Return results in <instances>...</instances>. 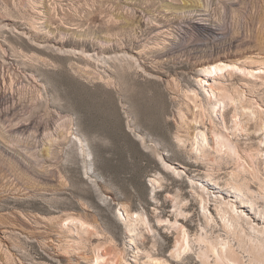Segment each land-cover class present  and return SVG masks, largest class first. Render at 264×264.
Wrapping results in <instances>:
<instances>
[{
    "label": "rangeland",
    "instance_id": "374dc122",
    "mask_svg": "<svg viewBox=\"0 0 264 264\" xmlns=\"http://www.w3.org/2000/svg\"><path fill=\"white\" fill-rule=\"evenodd\" d=\"M216 63L264 75V0H0V264H91L97 246L101 264L116 250L129 264H200L191 183L208 194V234L221 233L219 199L262 227L264 79L224 73L219 86L241 100L212 109L197 81ZM196 131L205 155L190 153ZM211 132L227 134L237 165ZM126 212L148 229L125 230ZM176 227L191 247L172 259Z\"/></svg>",
    "mask_w": 264,
    "mask_h": 264
},
{
    "label": "bare ground",
    "instance_id": "6f19581e",
    "mask_svg": "<svg viewBox=\"0 0 264 264\" xmlns=\"http://www.w3.org/2000/svg\"><path fill=\"white\" fill-rule=\"evenodd\" d=\"M114 17V16H113ZM204 29L205 32H208L211 28L204 25L201 27ZM126 57V56H125ZM117 58V57H116ZM32 61H39L35 57H29ZM122 60H120V64H122ZM127 65L132 66L131 62L126 63ZM122 66V65H121ZM243 67V66H242ZM244 68V67H243ZM262 67H256V69H260ZM239 66L236 63L230 64H215L210 65L207 68L202 70L203 79L197 81L198 86L203 89L204 91V98L207 100L208 106L218 107L219 109H224L226 106L235 103L238 100H241L242 93L238 90H235L234 93H229L224 89V87L219 86V80L221 75L224 73H229V75L233 76L236 75L238 77H259L264 79V75L259 72L254 73L251 71H243L242 75L236 74L235 72H240ZM153 75V74H151ZM205 80V81H204ZM212 81L211 85L205 86V82ZM248 82V81H247ZM191 85L193 84L190 81ZM217 91V92H216ZM208 93V94H207ZM207 95V96H206ZM186 97L194 104L196 110L193 121L195 123H200L203 116H206V110L200 100H198V95L196 92L191 93V95H186ZM213 99V101H211ZM237 99V100H236ZM211 109V110H212ZM251 113H256V110H250ZM234 114H236V110H234ZM250 114H247L248 116ZM235 122V128L238 129V123ZM260 122V121H259ZM258 129L261 127V123L257 124ZM211 143L213 145L214 151L219 152L225 150L226 155H228L232 162L236 163L237 165V152L235 149L234 144L230 141L229 137L226 133L222 132H211ZM179 142V140H177ZM189 141V148L191 154H201L205 155V146L207 144V138L205 137L204 131H196L192 138L188 139ZM73 146L75 148V152L78 156L82 158V168H83V175L87 176L88 172L85 168V157L86 153L84 150V142L83 140L75 136L72 139ZM188 154V153H187ZM219 155V154H218ZM217 156V155H216ZM218 158V157H217ZM223 159V158H222ZM159 161L161 162L163 168H170L166 166L159 157ZM230 163V162H229ZM241 166V164H239ZM243 166V165H242ZM236 167V166H235ZM238 167V166H237ZM162 168V169H163ZM241 168V167H240ZM239 169V167H238ZM161 173H164L166 178H171L167 173L163 170L159 169ZM163 175V174H162ZM159 176V175H158ZM157 180H161L157 178ZM174 180V179H173ZM175 181V180H174ZM85 183V182H84ZM240 186V185H239ZM238 186V187H239ZM191 187L194 188L195 192L197 193L196 197L194 198L196 204L198 206V210L201 214L202 220V227L198 234L195 235L193 242L196 244L198 248V257L200 260V264H244L242 262L243 254H246L247 257V264H264V225L262 227H257L253 225L247 218H245L241 213H239L234 204L229 202H223L219 199V205H216V216L218 219L219 230L221 233L213 234L210 232L209 234L205 232V229H208L210 218L207 214V198L208 194L203 187L194 186L191 183ZM241 187V186H240ZM239 187V188H240ZM94 191H96L100 201L106 202L104 198H102V194L99 193L98 189L93 186ZM244 188V187H243ZM246 190V189H245ZM259 199H263L264 197H257ZM178 195L175 196V199L172 203V208L176 211V214H180L182 210V206L184 202L180 199L178 200ZM121 217L120 214H118ZM118 218V217H117ZM125 221L124 222V229L132 234H136L138 229L147 230V220L144 216L143 212H138L137 214H125ZM76 226L79 228H83L84 223L81 221H77L75 223ZM176 235L173 238L172 244V259L181 258L189 249H190V241L187 238V234L184 230L175 228ZM139 235V234H138ZM140 235H143L140 232ZM193 245V244H192ZM100 246H97L94 249V256L92 258L91 264H101V256L102 251H100ZM170 256V257H171ZM146 264H164L163 261H158V259L153 258V255L147 253L145 256ZM115 262L114 264H129L125 261L124 263V251H117L114 253ZM123 261V262H122Z\"/></svg>",
    "mask_w": 264,
    "mask_h": 264
}]
</instances>
